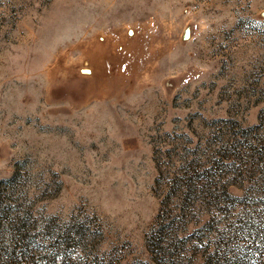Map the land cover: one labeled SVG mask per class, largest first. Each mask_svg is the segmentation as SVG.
<instances>
[{"label":"rangeland","instance_id":"obj_1","mask_svg":"<svg viewBox=\"0 0 264 264\" xmlns=\"http://www.w3.org/2000/svg\"><path fill=\"white\" fill-rule=\"evenodd\" d=\"M0 264H264V0H0Z\"/></svg>","mask_w":264,"mask_h":264}]
</instances>
